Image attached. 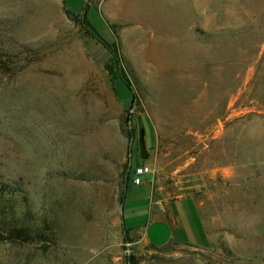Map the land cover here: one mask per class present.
I'll list each match as a JSON object with an SVG mask.
<instances>
[{"label":"rangeland","instance_id":"374dc122","mask_svg":"<svg viewBox=\"0 0 264 264\" xmlns=\"http://www.w3.org/2000/svg\"><path fill=\"white\" fill-rule=\"evenodd\" d=\"M101 1L0 0V264H264V0ZM178 198L208 246L188 199L180 229L152 212Z\"/></svg>","mask_w":264,"mask_h":264},{"label":"trees","instance_id":"16d2710c","mask_svg":"<svg viewBox=\"0 0 264 264\" xmlns=\"http://www.w3.org/2000/svg\"><path fill=\"white\" fill-rule=\"evenodd\" d=\"M88 4L85 5L84 9L80 14H73L68 9L65 11V14L68 16V18L73 21L75 24L80 26L82 29L86 31V33L92 38L95 39L105 51L108 53V60L103 65L105 72L107 75L113 80V82L116 83V85L124 87L126 94L128 96V99L133 101L134 103L137 102V97L135 95L134 89L129 83V80L126 75V71L121 59V56L119 54L118 46L115 42L108 44L104 42L95 32L93 27L90 25V23L87 20L86 12H87ZM132 103V102H131ZM137 124H141L143 127V130L146 133V128L148 125L147 122H145L144 119H141V122H137ZM132 137V134H131ZM139 164L135 163V166ZM129 171H127V179H130V173L132 169V162L130 160V167ZM127 187L125 188V191L127 190ZM11 193L9 192V188L7 186H0V224L6 222L5 219L6 216L11 215L14 213V207L10 205V198ZM122 231L125 235V238L127 241H129V238L127 237L128 230L124 228L123 222H122ZM12 237L9 239H18L21 241H29L27 234V230L23 228H14L11 232ZM1 239V238H0ZM170 244L177 245L175 243H168L161 248H166ZM153 246V245H152ZM125 264H137V260L134 257H127Z\"/></svg>","mask_w":264,"mask_h":264},{"label":"crops","instance_id":"0c3cea01","mask_svg":"<svg viewBox=\"0 0 264 264\" xmlns=\"http://www.w3.org/2000/svg\"><path fill=\"white\" fill-rule=\"evenodd\" d=\"M101 2L102 3H98L97 6H101V7L104 6L105 10H106L107 17L110 18V19L113 18L112 17V12L114 10V8L112 7L113 6V2L110 5L106 4L107 0H103ZM116 10H119V8L115 9V11ZM149 182H150V180H149ZM184 199H188L189 203H191V205H192L191 214H192L193 219L196 220V223L198 225V231H200V234L202 236V243H204L205 246H208V244L210 242L209 237L206 234V232H205V230H204V228L202 226V223H201L200 216L198 214L197 208H196L194 202L191 199H189V198H178V199H175L173 201H170V202L164 204V206H162L161 202H154L155 205H160V206L158 208L154 207L152 212L153 213L159 212L161 214H164L165 218L168 221L173 222V224L180 229V228H182L184 226L186 219L182 215L181 211H179L178 208L174 207L173 203L175 201H180V200H184ZM170 243H172V242H170ZM175 244L180 245L178 243H175ZM196 248H199V247H196Z\"/></svg>","mask_w":264,"mask_h":264},{"label":"built area","instance_id":"2783aa9c","mask_svg":"<svg viewBox=\"0 0 264 264\" xmlns=\"http://www.w3.org/2000/svg\"><path fill=\"white\" fill-rule=\"evenodd\" d=\"M150 169L145 164H139L133 169V177L131 183L136 186H141L143 184V177L149 175Z\"/></svg>","mask_w":264,"mask_h":264},{"label":"water","instance_id":"95a60500","mask_svg":"<svg viewBox=\"0 0 264 264\" xmlns=\"http://www.w3.org/2000/svg\"><path fill=\"white\" fill-rule=\"evenodd\" d=\"M138 149H139L140 159L144 160L146 158V152H145L144 130L141 124H138Z\"/></svg>","mask_w":264,"mask_h":264}]
</instances>
